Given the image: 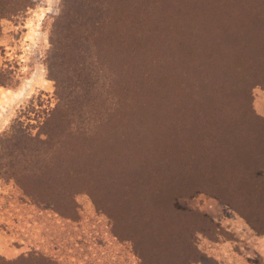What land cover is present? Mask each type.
Wrapping results in <instances>:
<instances>
[{"label": "rangeland", "instance_id": "374dc122", "mask_svg": "<svg viewBox=\"0 0 264 264\" xmlns=\"http://www.w3.org/2000/svg\"><path fill=\"white\" fill-rule=\"evenodd\" d=\"M19 1L31 6L10 14ZM79 1L0 0V264H264V29L254 21L264 0H213L221 10L186 29L173 0H98L106 19L121 13L117 33L130 41L121 61L104 55L74 64V74L69 53L51 56L77 33ZM153 26L174 36L168 49L142 47ZM165 48L162 60L174 63L165 69L176 70L166 92L152 94ZM125 65L151 72L133 87L129 74L120 77ZM114 85L122 97L108 94ZM230 129L232 143L223 134ZM24 134L48 150L43 201L16 183ZM132 163L146 181L137 223L126 202ZM254 166L262 187L239 178L227 188L215 178L219 170L245 177Z\"/></svg>", "mask_w": 264, "mask_h": 264}, {"label": "trees", "instance_id": "16d2710c", "mask_svg": "<svg viewBox=\"0 0 264 264\" xmlns=\"http://www.w3.org/2000/svg\"><path fill=\"white\" fill-rule=\"evenodd\" d=\"M163 1V0H161ZM175 1V5L180 6L177 9V12L180 13V15L178 16V18L176 17V19H179L181 25L185 24V28L190 27L193 23H197L199 20L204 21L205 19L208 20V17H206L205 19H202L201 17L205 14H209L212 9L214 7H216V9L218 8L220 9V6L218 3H216L217 1L213 0H173L172 2ZM158 5V3H156V1L153 2V6L156 7V5ZM31 4L26 2L24 3L23 1H19V2H14L12 9L9 10L11 13L10 14H14V15H19L20 13L24 12L28 7H30ZM103 3H101V1L98 0H80L79 2L76 3V7H77V11L79 13V16L76 20H74V23H79V25H77L79 27V29L77 28V33H73V36H71V34H67L60 42V47L57 49L54 46V49L52 50V56L51 59L54 60L55 59V53H61V54H68V58H70V62H72L71 65L74 66L75 65H80V64H86L89 61H100L102 62V58L103 56H108V59H113L110 60L112 62H114L115 60H122V57H124V50L122 48V46L126 45L130 40H128L126 42V38H125V34H118L117 33V29H118V25L120 23V21L118 20V18H121V13L119 11H115V14L117 15L116 17H109L108 19H106L103 14H102V8H103ZM114 6H117L116 3H114ZM147 6V5H146ZM152 6V7H153ZM150 5L148 4V7H146L147 10H149ZM251 9H253L252 11L255 12V10L259 9V6H251ZM218 10V11H219ZM262 10L263 13L261 14V17H255L254 21L256 22L258 28H263L264 29V5L262 6ZM191 12V13H190ZM193 12V13H192ZM237 14H241V13H237ZM255 15V14H254ZM210 16V15H209ZM201 18V19H200ZM199 19V20H198ZM232 19V18H230ZM78 20V21H77ZM205 20V22H206ZM238 20V18H237ZM209 21V20H208ZM207 21V22H208ZM228 21V22H227ZM122 22V21H121ZM225 22V24H224ZM232 22L231 20H225L223 21L222 24H224V26L222 28H227V24ZM70 26V24H68ZM195 25V24H194ZM212 25V24H210ZM241 25V24H240ZM239 24L237 26L238 29L242 28ZM68 26V27H69ZM198 26V25H195ZM236 26V27H237ZM214 30H218L217 26H213ZM233 27H235L233 25ZM220 28V27H219ZM164 29V31L162 30ZM230 29V28H229ZM236 29H234L235 31ZM228 31V30H226ZM232 31V29H231ZM222 33V32H221ZM237 33V32H236ZM171 32H168L166 28H160V27H152V29H150L149 31H146V33H144V37H143V42H142V47L146 46L147 44L149 45L150 43L155 44V46L158 48H160V50L162 49V47H166L167 49L170 47V43H168L169 40H171V38L173 39L174 36H172ZM237 36V35H236ZM136 37V35H135ZM238 37V36H237ZM204 35L200 36L198 39H200V41H204L205 39ZM136 39V38H135ZM64 42L65 43V47L61 49V43ZM173 44V43H172ZM128 45V44H127ZM53 46V43H52ZM165 48V50H162V53L160 54L159 57L160 59H158L159 61L157 62V67H156V72H153V76H155L156 78H159V81L161 84V87H156V88H150L149 89V93L154 94V91H159L160 94L161 93H165V87L167 85H169V78L170 76H174L173 71L176 70L175 67L172 68L173 71L169 72L167 69L165 68H169V64H174L169 63L168 61L162 60L167 53V49ZM56 49V50H55ZM93 50H97V53L94 55ZM115 55V56H114ZM53 57V58H52ZM121 58V59H120ZM111 62V64H112ZM123 62V61H122ZM163 62H165L166 66L168 67H164ZM114 65V64H113ZM115 66V65H114ZM126 67L124 68L126 71H124L125 73L120 75V72L118 73V76L120 75V77L125 76L126 74H129L131 80L130 81H134L132 82V86L134 87L135 84L138 83H144L145 82V77L148 76L150 74L151 71H147L148 73H143V72H139V69L137 71V69H130L131 67L129 65H125ZM68 68V66H67ZM75 70H74V74L77 71L76 66H74ZM113 76L116 77V71L112 72ZM170 75V76H169ZM53 79L57 82L58 81V77H54L52 76ZM155 78V79H156ZM157 80V79H156ZM112 85L115 84L114 80L112 81ZM154 82V81H153ZM59 83V81H58ZM158 84V81L156 82ZM155 84V85H157ZM168 88V87H167ZM171 87H169L168 89H170ZM108 89V94L111 95L113 98L116 99L117 97H122L121 91L117 88V86H110L107 88ZM124 91V90H123ZM184 91V90H183ZM147 92V91H145ZM65 95V92H62ZM172 94V93H171ZM107 95V96H109ZM121 95V96H120ZM168 98V97H167ZM153 99V98H151ZM148 101L149 103L151 102ZM170 102L165 101L164 105H163V109L164 107H167V105ZM151 105V104H150ZM153 106V105H151ZM123 106L120 105H116V109H118L117 112V116L114 117V121L115 124H118L122 121L123 119ZM146 110H154V113H157V109L155 111V109H146ZM163 112V115H165V111L166 110H160ZM121 113V115L119 114ZM148 121L154 122L156 124L155 121H152L150 118H148ZM167 122L164 123V127L165 129L169 128V126L172 125V121H168V120H164ZM174 124V123H173ZM223 134L227 137V141L232 143V138L234 137V131L227 130L225 132H223ZM17 136V135H16ZM24 136H27L29 139V141H31V144H28L27 141L24 138ZM50 136H48L49 138ZM172 138H174V136H171ZM176 138V136H175ZM174 138V139H175ZM37 138L32 137L30 135H26L24 134L19 142L18 145V152L16 153V161L20 160L18 164H16V183L18 185V187L23 191V193L28 196L29 198H31L33 201H43L45 200L44 197H46V194H44L42 192V188L41 185L43 183L47 182V176H50L48 173H50L49 170V163L45 162L44 160H42V156L46 155V152L48 150H45L44 152H42V149L40 148H36L35 145L32 146V141ZM149 140V139H148ZM178 140V139H177ZM3 149H2V153H3ZM135 156V154H134ZM133 158V156H132ZM144 158V157H143ZM141 157H138L136 159L140 160ZM260 160V159H259ZM258 160V161H259ZM143 161V160H142ZM141 161V162H142ZM139 162V165H141ZM259 162H263L262 164V169H264V157L259 161ZM44 165H43V164ZM258 163V162H257ZM134 164V163H132ZM137 166L134 164V169L132 170V173L134 174V176H132L131 178V183L129 184V191L126 193L127 194V205L129 206V212L133 213V216L131 217V219L135 220V222H139V218L140 217H136L137 214H139L140 212V208H141V204L145 201L146 195L144 194V190L146 189V185L144 186V182L143 183V174H140L138 171L137 173H134V171L136 170ZM251 167L247 168V174H244L242 177L241 174H237L236 172L233 173H229V172H224L219 170L217 172V174L215 175L216 180L218 181L219 185H223L225 182V187L230 188V187H236L239 184V178L245 179V181L249 182L252 186L255 185V187H262V180L260 179L259 175L257 173H259L261 170L259 169L260 166L258 167H253L252 169H250ZM46 169V172H45ZM48 169V170H47ZM249 169V170H248ZM52 170V169H51ZM32 175L35 179H39V180H35L37 183L35 184H31L29 183V179H27V176ZM257 175V176H256ZM261 180V181H260ZM200 186V185H199ZM197 190L199 191H203L206 189H201L200 187L197 188ZM216 198L223 200V197L220 193H212ZM122 198V197H120ZM119 206L121 208H124V206L122 204L123 200L121 199ZM226 204H230L234 207L233 204L231 203H227ZM235 208V207H234ZM123 212V211H122ZM111 215V214H110ZM120 213L117 212H113L112 211V218L116 221V223H119L120 221ZM122 216V215H121ZM131 216V215H130Z\"/></svg>", "mask_w": 264, "mask_h": 264}]
</instances>
